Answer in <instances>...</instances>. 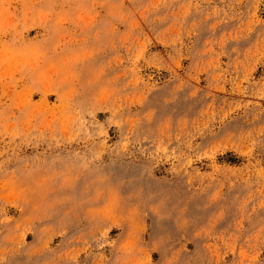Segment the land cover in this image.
Masks as SVG:
<instances>
[{"label": "rangeland", "instance_id": "374dc122", "mask_svg": "<svg viewBox=\"0 0 264 264\" xmlns=\"http://www.w3.org/2000/svg\"><path fill=\"white\" fill-rule=\"evenodd\" d=\"M0 264H264V0H0Z\"/></svg>", "mask_w": 264, "mask_h": 264}]
</instances>
